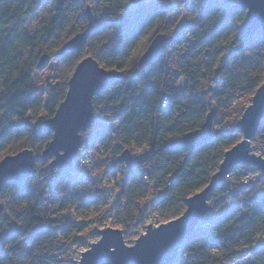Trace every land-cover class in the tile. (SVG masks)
<instances>
[{"label":"trees","instance_id":"1","mask_svg":"<svg viewBox=\"0 0 264 264\" xmlns=\"http://www.w3.org/2000/svg\"><path fill=\"white\" fill-rule=\"evenodd\" d=\"M38 16L27 31L25 23ZM183 17L188 27L182 26ZM244 18L243 10L223 0H0V160L25 149L35 156L33 174L0 192V264H59L71 244L97 235L80 230L77 215L87 206L102 205L99 223L112 204V225L126 235L145 219L150 224L159 215L168 222L184 212L186 199L208 185L238 134L231 131L195 150H173L169 144L198 130L209 110H224L237 97L253 95L264 80V28L244 39L238 32ZM89 24L93 30L85 46L59 59L58 84L47 89L45 109L52 117L79 58L91 57L115 72V81L92 99L93 115L111 121L92 143L104 154L94 179H89L92 172L74 166V171L60 169L51 182L56 169H49L40 154L52 135L40 130V121L31 126L42 105L35 101L31 78L46 66L38 65L43 55L52 58ZM186 33L195 44L166 73V50L147 68L138 67L153 37L172 38L173 45ZM181 77L191 90L178 98L174 84ZM162 89L172 95L166 107L159 103ZM124 150L133 156L149 152L143 173L141 165L128 168L118 161ZM113 171L108 182L105 176ZM208 203L210 213L172 264H264V244L259 245L264 191L257 185L229 189L221 184Z\"/></svg>","mask_w":264,"mask_h":264},{"label":"water","instance_id":"2","mask_svg":"<svg viewBox=\"0 0 264 264\" xmlns=\"http://www.w3.org/2000/svg\"><path fill=\"white\" fill-rule=\"evenodd\" d=\"M234 10H243L245 18L238 27L244 39L254 36L264 28V0H223ZM85 14L91 20L90 8ZM89 24L82 32L75 34L52 57L66 56L82 49L92 33ZM172 38L156 35L138 58L140 69L150 66L170 45ZM43 55L39 66L51 59ZM116 79V73L101 68L91 57L77 63L68 80L64 99L57 106L52 117L38 123L42 132L51 133V141L40 154L42 162H49V169H69L80 148L81 133L90 127L94 115L92 99ZM264 118V80L254 92L250 105L243 111L240 120L232 127L241 135V140L223 154L215 174L206 187L186 199L184 212L177 218L158 226L147 225L145 233L134 240L132 246L124 243L120 229L105 228L98 231V241L89 244V249L81 253L79 264H172L178 257L184 241L194 232L197 225L211 211L208 204L212 190L221 185L222 180L240 163L251 164L264 172V160L249 153V140L256 134ZM213 110L206 114L202 126L169 144L173 150H195L211 139ZM149 152L133 156L130 151L120 153L118 161L128 168L143 165ZM35 156L32 150H21L0 160V192L6 184H19L34 172ZM3 205L0 203V213Z\"/></svg>","mask_w":264,"mask_h":264},{"label":"built area","instance_id":"3","mask_svg":"<svg viewBox=\"0 0 264 264\" xmlns=\"http://www.w3.org/2000/svg\"><path fill=\"white\" fill-rule=\"evenodd\" d=\"M182 14V11H179L178 13L174 14L172 16L173 18H178ZM182 26L188 27L189 23L187 20L183 17L181 21ZM195 44V40L189 35L184 34V36L181 37L179 44H170L168 48H166V55H165V67L164 72L166 73L172 66L173 62H175L185 51L186 49L191 48ZM173 87V86H172ZM175 93L174 95L178 98L185 97L189 95V91L191 90V86L188 85L186 80L184 78H178L177 82L174 84ZM245 96H239L233 101L229 103L226 109H222L220 111L213 110V124L211 128V140H218L219 138L223 137L224 135L229 134L231 131H233V126L236 124L237 117H240V114L243 113L245 108L247 106H244L242 108L237 107L238 102L243 100ZM172 95L163 89L160 91L159 96V103L161 107H166L171 100ZM111 121L104 118L103 116H97L94 117L90 127L87 129L86 132L81 133V139H80V148L74 158V161L72 163V167L75 166L76 169L80 172L86 171V172H93L97 169L98 163L100 159L102 158L104 151L101 148L93 149L92 143L95 139V136L98 131H105ZM249 152L252 153L255 156H259L261 159L264 160V125L258 126L256 134L253 138L250 140L249 144ZM142 152H138L140 154ZM145 165H141V173L145 170ZM59 169H56L55 171L51 172L49 174V180L51 182H55L58 177ZM112 173H108L105 178L109 182L112 177ZM95 175V172H94ZM96 176L90 175L89 179H94ZM146 175L143 176V179H146ZM231 183V184H230ZM222 184L225 186H228L229 189L233 188L235 185L239 186H252L257 185L260 187L261 191H264V172L261 171L256 166H253L251 164L246 163H240L232 172H230L226 177H224ZM121 188V186L119 187ZM114 193L116 195L117 191ZM108 211L109 213L107 216H105L101 222L97 223L95 219L88 218L86 221H83V226L80 228L81 231H87L92 228L97 229H103L104 227H107L108 225H111L114 223V215L115 210L112 207V204L108 205ZM264 244V237L259 238V245ZM70 248V247H69ZM67 248V250L69 249ZM79 255H73L72 256V262H69L72 264L74 261V264H79Z\"/></svg>","mask_w":264,"mask_h":264},{"label":"rangeland","instance_id":"4","mask_svg":"<svg viewBox=\"0 0 264 264\" xmlns=\"http://www.w3.org/2000/svg\"><path fill=\"white\" fill-rule=\"evenodd\" d=\"M41 17L38 16L37 18H34V20H28L26 23H25V28L27 31H32L35 27V20H39ZM71 39V38H70ZM168 48V47H167ZM77 53V52H76ZM166 55V52L164 54V57ZM64 57V55L62 56H59V57H55V58H52L47 64L46 66L39 72H36L32 75V78H31V85L32 87L37 91V94L35 96V101L36 102H39L41 103V111H40V114L39 116L36 118V121H32L30 122L31 123V126L34 128L35 125L39 122V121H42L44 119H47L48 116H47V113H46V109H45V105L47 104L48 102V95L46 94L47 92V89H52L54 88L57 84H58V68H59V59ZM82 59L84 58H79V61L80 62ZM107 71H110V70H107ZM253 95H247L243 98V100L239 101L238 102V109L239 108H242L244 106H249L250 103H251V98H252ZM246 107V108H247ZM98 114L94 115V117L96 116L97 117ZM241 115L240 114V117H237V121L236 123L240 120L241 118ZM28 118H31L30 115H28ZM94 119V118H93ZM238 134V133H237ZM81 136V135H80ZM254 137V136H253ZM252 137V138H253ZM241 140V135L238 134L237 136V143ZM251 140V139H250ZM250 140H249V144H250ZM236 143V144H237ZM250 146V145H249ZM143 153V152H142ZM250 153V152H249ZM141 154V153H140ZM252 154V153H250ZM145 164V163H144ZM74 166L73 168L71 169L72 171H74ZM94 172L97 173V170H94L92 172V176H95L94 175ZM85 174V172H84ZM223 181V180H222ZM222 184V183H221ZM231 184V183H230ZM228 187V186H227ZM209 204V203H208ZM210 206V205H209ZM102 205H91V206H87L85 207L84 209L80 210L78 212V221L81 223L83 222L82 220L84 219H87V218H93V219H97L101 216L102 214ZM204 219V218H203ZM164 219H162L159 215H156L155 216V219H154V222L153 223H150V225L152 226H158L159 224H163V223H167V222H163ZM97 222V221H96ZM149 225L147 224V220L145 219L143 224H141L140 226H138L133 234L130 235H126V233H124L121 229V226L120 225H108L107 227L108 228H114V229H120L122 231V234H123V239H124V243L127 245V246H132L133 245V242L134 240H136L140 234H143L145 233V229H146V226ZM96 227V226H95ZM92 228L93 230L95 231H102L104 230L105 228L107 227H104L103 229H97V228ZM99 235L97 233V235L93 236V235H90L88 236L87 238H85V240H83L82 242H76V243H73L71 244L68 248V250L66 249V252L61 255L60 257H58V261L60 262L59 264H70L69 262H72V256L73 255H79V257H81V253H83L84 251L88 250L89 249V244H93L95 242L98 241L99 239ZM79 261H80V258H79ZM75 262V261H74ZM74 262L72 264H74Z\"/></svg>","mask_w":264,"mask_h":264}]
</instances>
